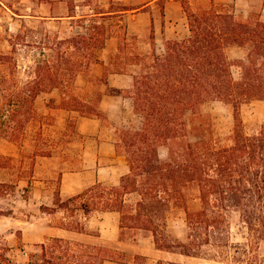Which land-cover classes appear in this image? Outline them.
Instances as JSON below:
<instances>
[{
  "label": "trees",
  "instance_id": "1",
  "mask_svg": "<svg viewBox=\"0 0 264 264\" xmlns=\"http://www.w3.org/2000/svg\"><path fill=\"white\" fill-rule=\"evenodd\" d=\"M119 5L111 11H124ZM188 5L182 2L190 29L187 38L168 40L165 52L158 54L152 29L151 52L136 54L125 41L120 54L114 56L117 72L140 65L128 92L135 111L142 116V126L119 129L120 139L116 142L127 159L129 173L117 187L96 185L62 206L69 208L72 202L88 214L95 210L118 211L122 227L151 232L160 249L197 257L209 253L240 263L250 259L248 246L264 240V126L249 135L240 117L242 104L264 100V23H251L219 10L213 0L209 7L198 10ZM32 33L29 28L28 34H11V52L0 53V137L17 143L20 133L38 118L37 96L64 87L78 74L87 72L98 62L96 51L106 42V28L97 22L89 25L86 34L48 38L40 46L43 58L34 61L32 75L22 81L17 76L14 54L17 46L31 45L27 38ZM51 41L56 49L49 44ZM62 45L66 47L63 50ZM229 46L244 48L245 57L234 63L226 52ZM69 47L74 48L78 58L68 54ZM47 48L53 52H45ZM234 64L241 69L239 78L233 75ZM209 100L221 101L233 109L235 127L229 145L217 142L202 116L201 107ZM77 107L83 115L102 117L99 112ZM160 147L167 149L166 158L160 156ZM190 188L196 189L199 200L193 208L189 204ZM132 194L139 196L134 205L125 199ZM173 205L185 211L187 239L174 238L172 244L166 239L162 243L161 222ZM230 210L240 213L250 244L231 242ZM53 241L59 247L55 256H48L47 245L42 243L40 259L37 252H31L28 264H67L68 250H60L62 241ZM78 257L84 264L83 254ZM0 261L15 264L6 252L0 254Z\"/></svg>",
  "mask_w": 264,
  "mask_h": 264
},
{
  "label": "crops",
  "instance_id": "2",
  "mask_svg": "<svg viewBox=\"0 0 264 264\" xmlns=\"http://www.w3.org/2000/svg\"><path fill=\"white\" fill-rule=\"evenodd\" d=\"M107 1V5L99 4L102 12H97L87 0H0V20L1 13L9 16L10 35L22 32L33 21L67 23L73 30L72 35L88 33L92 22L106 28L105 46L96 51L98 62L87 72L78 74L70 85L66 83L64 87L42 92L35 100L38 115L44 118L43 129L48 126L56 134L46 139V144L44 141L40 144L48 145L40 149L47 153L35 152L36 145L31 141L22 146L0 137V157L23 158L27 147L32 149L31 159L36 162L34 175L21 188L22 200L7 213L0 207V241L6 239L10 247L6 254L13 261L15 248L20 250L23 256L20 264H28L30 248L55 239L62 241L69 252L67 264H82L78 260L82 254L84 264H157L164 260L190 264L198 258L160 249L151 235L122 227L118 211L95 210L88 214L75 208L72 202L69 208L62 206L63 202L96 185L117 187L129 173L127 159L116 145L117 131L136 124L139 115L128 92L134 72L115 71L114 56L121 52L120 46L127 41L125 36L141 38L152 51L153 29L156 52L163 54L168 40L185 39L190 34L182 0ZM204 1L188 2L200 7ZM213 2L219 10L229 8L239 19L264 23V0ZM114 3L121 4L124 11H111ZM114 20L119 22L120 30L112 25ZM77 106L99 112L102 117L83 115ZM54 169H58L57 183L52 187L48 174ZM38 170L43 174L36 175ZM5 182L0 179V184Z\"/></svg>",
  "mask_w": 264,
  "mask_h": 264
},
{
  "label": "rangeland",
  "instance_id": "3",
  "mask_svg": "<svg viewBox=\"0 0 264 264\" xmlns=\"http://www.w3.org/2000/svg\"><path fill=\"white\" fill-rule=\"evenodd\" d=\"M138 1V0H135ZM189 0H182V2L187 3ZM100 2V3H99ZM90 4L100 9L99 4H108L107 0H90ZM210 2L205 0L204 3L200 7H195L188 5V8L191 9L193 7L194 10H198L201 7H209ZM120 7L119 4H112V9H118ZM195 7V8H194ZM225 12H229V8L224 9ZM2 18L0 20V53H10L12 50V46L10 44V40H14L11 37L9 31V16L7 14L1 13ZM188 20V19H187ZM117 20L112 22V25H117L116 30H120L119 22L115 23ZM82 24V23H81ZM30 26V27H29ZM26 29L22 31V33L28 34V29L32 28L33 33L27 38L30 41V46L19 45L16 48V53L14 54V59H16V63L18 64L17 68V76L20 80L25 81L32 75V69L34 65V61L38 58H43L41 55V45H45V41L50 38L54 39L55 35L60 39H65L73 36L71 28L67 23L65 24H54V23H43L33 21L30 23ZM77 30H81L78 28ZM149 38L147 34L146 40ZM136 36H125V40H127L130 47L135 49L134 53H148L151 52L145 44L142 43ZM141 41V42H140ZM140 42V43H139ZM54 49L56 46L52 44V41L49 43ZM62 50L65 49V45H62ZM68 54H71V57L78 58L75 54L77 52L74 48H67ZM45 52L50 53L53 52L52 49H44ZM157 51V50H156ZM228 57L235 63L239 59H243L246 55V50L244 48L238 46H229L226 49ZM120 54V53H119ZM129 70L133 72H139L140 65H130L128 67ZM233 75L235 78L240 77L241 69L237 64L232 66ZM73 81H70L67 85H70ZM202 116H204L207 125H209V129L217 140L219 144L229 145L233 142L234 136V127H235V118L233 109L231 106L226 105L225 103L218 100H209L201 107ZM240 117L243 121L244 130L247 134L252 135L258 133L262 126H264V100H253L249 103H245L241 105L240 109ZM8 119L7 117H5ZM44 118H38L30 123L22 133H20V137L18 138V143L20 145H24V142L31 141L30 143L36 145L35 152H47L41 151V148H47V146L40 145L42 141L46 144V139H50L51 135H55L50 131V128L46 126L43 129V121ZM142 126V116L139 114L136 117V124L133 123L131 126L127 127L129 129H139ZM117 133H119L117 131ZM120 135H118V139ZM193 140H196L198 137H191ZM17 143V142H16ZM48 144V143H47ZM40 145V146H39ZM121 149L124 150V147L121 146ZM31 150L25 147L23 158L13 159L0 157V179L6 180L5 183L0 185V207L3 212H9L12 205H17V202L21 201V188L26 185V180H30L34 175V167L36 162L31 159ZM38 150V151H37ZM159 154L162 158L167 157V149L165 147H160ZM51 168V165H48ZM58 169H54L53 172L49 173L51 180V186H56V172ZM36 175L43 174V171L38 170ZM45 174V173H44ZM189 194H191V199L189 200L190 207H196L199 204V200L197 199V191L194 188L189 189ZM138 194H132L127 196L126 203L134 205L138 200ZM228 222L230 226V240L233 244H250V236L248 233V229L246 225L242 222L240 218V213L237 210L228 211ZM161 231L163 232V239L161 242H167L169 244L173 243V239L177 236L186 241L187 239V223H186V214L183 208L180 206L173 205L170 210L165 213L164 220L161 222ZM136 232L142 234H149L153 237L152 233L143 229H135ZM154 238V237H153ZM47 245V255L55 256L58 253L59 247L53 240H49L46 242ZM63 243L60 250H66V246ZM0 254H4L8 247L6 239L0 241ZM250 259H246L243 262H233L232 260L222 259L218 257H214L212 254H204L197 259H194V263L190 264H264V240L256 242L254 245L248 246ZM30 252H37L38 257L40 259L41 255V247H32L29 249ZM51 252H54L53 255ZM68 252V251H67ZM65 254V253H64ZM14 255V263L20 264V260L23 259L20 250H16L13 252ZM65 256V255H63ZM36 259V257H35ZM248 260V261H247ZM165 261V260H164ZM170 262V261H166Z\"/></svg>",
  "mask_w": 264,
  "mask_h": 264
}]
</instances>
